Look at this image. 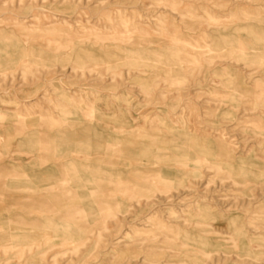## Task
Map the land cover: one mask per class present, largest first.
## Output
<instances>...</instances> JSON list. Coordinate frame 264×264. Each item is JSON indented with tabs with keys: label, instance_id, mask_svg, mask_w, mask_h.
Instances as JSON below:
<instances>
[{
	"label": "rangeland",
	"instance_id": "1",
	"mask_svg": "<svg viewBox=\"0 0 264 264\" xmlns=\"http://www.w3.org/2000/svg\"><path fill=\"white\" fill-rule=\"evenodd\" d=\"M0 264H264V0H0Z\"/></svg>",
	"mask_w": 264,
	"mask_h": 264
}]
</instances>
